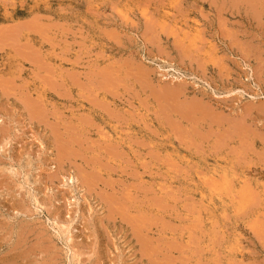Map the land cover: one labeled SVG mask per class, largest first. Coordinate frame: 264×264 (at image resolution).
Here are the masks:
<instances>
[{
  "label": "rangeland",
  "instance_id": "374dc122",
  "mask_svg": "<svg viewBox=\"0 0 264 264\" xmlns=\"http://www.w3.org/2000/svg\"><path fill=\"white\" fill-rule=\"evenodd\" d=\"M0 264H264V0H0Z\"/></svg>",
  "mask_w": 264,
  "mask_h": 264
},
{
  "label": "bare ground",
  "instance_id": "6f19581e",
  "mask_svg": "<svg viewBox=\"0 0 264 264\" xmlns=\"http://www.w3.org/2000/svg\"><path fill=\"white\" fill-rule=\"evenodd\" d=\"M232 3V2H231ZM233 3H236L235 1ZM250 3V2H249ZM248 4V3H247ZM253 13V12H252ZM254 14V13H253ZM163 93V92H162ZM164 95V94H163ZM167 96V95H166ZM160 99V98H159ZM108 113V112H107ZM114 146V145H113ZM113 148V147H112ZM130 148V147H129ZM118 154V153H117ZM117 156V155H116ZM108 163V162H107ZM101 176V175H100ZM87 179V178H86ZM150 248V247H149Z\"/></svg>",
  "mask_w": 264,
  "mask_h": 264
}]
</instances>
